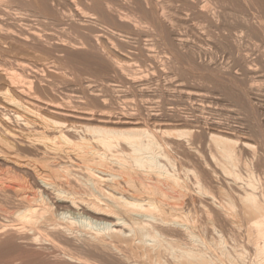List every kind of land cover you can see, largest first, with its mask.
Instances as JSON below:
<instances>
[{
  "label": "bare ground",
  "instance_id": "bare-ground-1",
  "mask_svg": "<svg viewBox=\"0 0 264 264\" xmlns=\"http://www.w3.org/2000/svg\"><path fill=\"white\" fill-rule=\"evenodd\" d=\"M79 1L0 0V264H264V123L245 81L208 75L254 119L204 138L165 128L182 114L116 102L130 61L159 47L185 79L199 74L192 34L252 73L240 40L264 36V0ZM222 18L233 26L218 37Z\"/></svg>",
  "mask_w": 264,
  "mask_h": 264
},
{
  "label": "rangeland",
  "instance_id": "rangeland-1",
  "mask_svg": "<svg viewBox=\"0 0 264 264\" xmlns=\"http://www.w3.org/2000/svg\"><path fill=\"white\" fill-rule=\"evenodd\" d=\"M75 1L76 2H80L79 0H75ZM81 5H78V8L80 7V9H82L83 6H81ZM64 6H66V5L63 4V3L62 4L59 3V4H57L56 8H58V9L60 8L59 10H63V11L65 10L66 12H68L69 11L68 10L69 6L66 7V8ZM253 12L256 13V14H259L258 10H256V11L253 10ZM256 14L254 16H256ZM221 22L222 23H220L218 25L219 29H218V27L217 28L216 27L213 28L214 35L218 36V37H219L220 34H222V35L225 34L226 35L228 30L225 32V29L226 28L229 29V28H231V26H233V25L229 24L231 26L230 27L228 26L229 27L228 28L226 26V25H228V23H226L223 18L221 19ZM223 22L226 23V25ZM224 25L226 26V28H225ZM239 29H241V28L238 27V30ZM244 35L245 34H243V36ZM191 36H192V38H191ZM243 36L241 37L242 39L244 38L243 40L240 38L241 39L240 40L241 41V43H240L241 53L248 55L249 60H250V67L253 69V72L250 73V74H246V77H244L245 75L244 76L242 75L244 73L240 70L241 67H240V62L238 60V55L233 50H230V48L232 46L231 47H229L228 45L225 46L224 45L225 43H222L221 40H218V39H215V38L213 39V38L207 37V36H202L201 37V36H197L195 34H192V35L189 36L190 37V44H191L190 48L193 47V50H195V51L197 50L196 52L194 51V53L196 54L195 59L197 60L198 64L200 63V64L203 65V67H202L203 69L200 68L201 65L199 64V68H200V70L198 71L199 74L197 73V71L194 72V73H191V74L189 73V74L191 76H195V77L197 75H194V74H198V76L202 75L203 78L202 77L194 78V77H191L190 75H188L186 77V79H185V75H183L184 73L181 74V71H179V70L176 71V69L173 67V65H171V63H170V66H172V67L169 66V63L165 64V62H169L170 61V60L168 61V59H165V57L168 58V56H170V55H168L169 52H167V49L165 50L163 48L164 49L163 50L162 47L161 48L159 47L158 49L155 50L156 58H155L154 61H149L145 65H144L145 62H143L141 59H140V61H138L139 58L138 59L136 58V59H133V61H130V63L133 65L132 68H131V70L132 69L133 70L130 73L132 77H130L128 75H127V77H129L130 79H133V78L136 79L135 83H134L135 85L131 82L132 80H130V81L128 80L131 84H133V88L134 89L132 88V86L130 84L128 85V82H127L126 79H125V82L122 83L124 81V79L122 77H120V79L122 78V80H123V81L122 80L119 81L120 84H123L124 88L127 87L126 84L129 87H127L125 89L123 88V92L116 94V95H118V97L116 96V99H118V100H116L117 104L119 105L118 107L121 108V109L125 108L124 109L125 112L128 111L129 113L130 112L133 113V110H134V112L137 114L138 113L137 110H139V112L141 111V114L143 115L142 117H144V118L146 117L147 113H151V112H153V113H162V114H165V113L166 114L167 113L170 114V112H172V113L176 112V113H179V115L182 114L181 118L183 119V121H179L180 124L174 122L175 124L172 125L171 123H173V122H170L169 125L166 124V126H165L166 129H169V130H171L174 133H177V129H178V131L179 130H183V129H184V131H186V130L188 131V129L189 130L198 129V130H196V133H197L196 135H198V134H200V130L199 129L202 128L203 132H204L205 129H206V126L209 127L211 124H214V123H217V122L221 123L222 125H225V126H223L225 128H227V127H230V128L236 127L237 128L239 126L238 129H240V127L243 125V127H246V126L247 127L246 128H242L241 127L242 129L249 130L250 126L252 124V121L254 119V116H250L251 115V112H250L251 110L249 109V111H248L245 107H241L240 105L235 103L232 99H230L228 96H226L224 91H222V90L220 91L219 88L216 89L215 87H211V84L207 83L208 82L207 80H208L209 76L212 77V76H215V74H218V75H222L223 74V76H232V78L236 77L235 78L236 80L240 78L239 81L237 80L238 84L240 83V81L241 82L245 81V82H243V85H242V83H240L239 85L240 86L242 85L241 86L242 88L247 89V91L249 92L250 96L253 95L251 97L252 98L251 100L254 103L252 102V104H253V107L255 108V111L258 112V113H256L257 119H254L253 123L255 122V120L256 121L258 120L259 122H263L264 123V71H263L264 70V67H263L264 66V58H263L264 57V36L263 35L254 36L253 39L245 37V36L243 37ZM211 39H212V41H211ZM243 43H244V45H243ZM192 45H194V46H192ZM231 49H234V48L232 47ZM231 51H233V52H231ZM166 52L168 54H165ZM235 56H237V57H235ZM134 60H136L137 62H135ZM137 63H139V64H137ZM235 63H236V66H235ZM206 64H207V67L204 69V65H206ZM237 66H238V68H237ZM164 67H165V69H164ZM210 67H212L211 70H210ZM142 68H143V71L145 70L144 72L142 71ZM218 69L220 71H218ZM229 69H230L231 72L229 71ZM136 70H137V72L135 73L134 71H136ZM203 70H204V72H203ZM256 70H257V72H256ZM162 71H164L165 74ZM224 71L227 72L228 74H231V75H228L227 73H226L227 74L226 75ZM236 71L242 77H240ZM159 72H161V74ZM214 72H215V74H214ZM128 73H126V74H128ZM132 73H134V74H132ZM204 73H206V74H204ZM219 73H221V74H219ZM133 75H135L136 78L133 77ZM247 75H249V76H247ZM244 79H246V80H244ZM255 79H256V81H255ZM118 80H119V77H118ZM137 80L139 82H141V83H139ZM172 81L175 82V83L178 82V84H180V82H181L183 87H185L189 91L190 90L194 91V92H198L199 91L200 93H203L205 95L204 96L205 98L203 97V99H202V98L198 97L197 99L196 98L189 99V98L185 97L184 94H180V92L177 91L178 89L176 87L175 88L177 90L176 89L174 90V84H173ZM137 83H138V85H137ZM145 83L147 85L146 87L149 90L148 89L146 90V88L144 86ZM187 85H189V86H187ZM137 86L139 88H137ZM175 86H176V84H175ZM208 86L211 87V88H209ZM130 88L133 91H131ZM135 88H137L138 90L135 89ZM143 88L145 90H143ZM139 89H141L142 91L139 90ZM250 89H251V91H250ZM124 90H126V91L124 92ZM134 90H136V91H134ZM256 95H257V97H256ZM123 103H126V104H123ZM134 106H135V108H134ZM150 107H152V108H150ZM143 108H145V109H143ZM240 108H242V109H240ZM174 110H177V111H174ZM118 111L119 110H117V112ZM239 111H240V113H239ZM258 114H260V115H258ZM225 117H227V118H225ZM245 118H249V119H245ZM184 119L187 120L186 123H185ZM248 121H250V122H248ZM194 122H196V124ZM198 122H200V123L198 124ZM198 125L199 126L203 125V126H201L199 128ZM193 126H195V127H193ZM172 128L175 129V130H173ZM203 132H201L200 135H203ZM204 134H205V132H204ZM204 136L205 135L201 136V138L202 137L204 138ZM249 141L252 142L253 144L256 143L255 145L258 144L256 142V138L255 137H253V138L251 137V140L249 139ZM254 141H255V143H254ZM78 217L79 216H77V219L80 220L81 218L80 217L78 218Z\"/></svg>",
  "mask_w": 264,
  "mask_h": 264
}]
</instances>
